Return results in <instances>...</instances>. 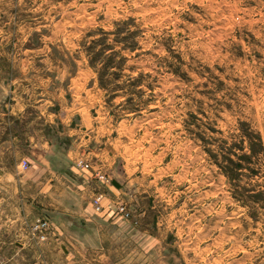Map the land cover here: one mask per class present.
<instances>
[{"label":"rangeland","instance_id":"374dc122","mask_svg":"<svg viewBox=\"0 0 264 264\" xmlns=\"http://www.w3.org/2000/svg\"><path fill=\"white\" fill-rule=\"evenodd\" d=\"M15 73L77 75L50 98L85 103V162L153 233L148 264H264V0H0V143ZM17 153L0 144V167ZM7 176L0 264H34L18 248L50 220Z\"/></svg>","mask_w":264,"mask_h":264},{"label":"crops","instance_id":"0c3cea01","mask_svg":"<svg viewBox=\"0 0 264 264\" xmlns=\"http://www.w3.org/2000/svg\"><path fill=\"white\" fill-rule=\"evenodd\" d=\"M28 74H39L40 79L35 81ZM60 77H69L73 88L77 75L15 73L9 85V98L15 101L2 106L13 120L5 124L1 119V123L16 128L9 133L8 142L0 144L19 152L15 168L0 167V173L8 175L2 180L9 181L18 199L11 204L34 207L36 215L49 217L51 228L47 243L20 245L18 254H32L34 264H148L153 245L147 240L153 233L132 218L113 215L107 209V203L119 199L122 189L116 183H102L95 168L77 164L90 155L86 151L85 103L74 95L69 98L60 88L50 98L53 84H65L59 82ZM2 128L4 133L6 127ZM20 159L29 163L26 169H21ZM24 189L31 191L25 197ZM98 194L103 195V212L94 210ZM23 219L18 216L16 221Z\"/></svg>","mask_w":264,"mask_h":264},{"label":"built area","instance_id":"2783aa9c","mask_svg":"<svg viewBox=\"0 0 264 264\" xmlns=\"http://www.w3.org/2000/svg\"><path fill=\"white\" fill-rule=\"evenodd\" d=\"M77 164L78 166L83 167V168H87V169L90 168L89 164L82 160H79ZM22 166L26 168L27 163L23 161ZM94 174L99 180H103L107 182L109 181L107 177L100 170H96ZM102 199H103L102 194H98L94 198V202L95 204L98 205V208H99V204ZM119 211L123 213L125 217L129 216V214L125 211V207L122 204L119 205ZM49 229H50V222L47 219H40L37 221V223L32 228V234L33 236H36L37 239L41 241H45L49 238Z\"/></svg>","mask_w":264,"mask_h":264}]
</instances>
